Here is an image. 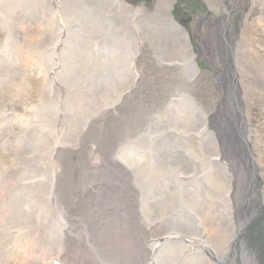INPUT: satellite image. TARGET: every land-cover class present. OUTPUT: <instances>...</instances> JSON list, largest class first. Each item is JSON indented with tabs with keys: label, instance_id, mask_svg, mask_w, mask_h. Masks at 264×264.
<instances>
[{
	"label": "rangeland",
	"instance_id": "374dc122",
	"mask_svg": "<svg viewBox=\"0 0 264 264\" xmlns=\"http://www.w3.org/2000/svg\"><path fill=\"white\" fill-rule=\"evenodd\" d=\"M197 1L200 4L194 0H177L173 4L178 17L190 20L187 28L192 35L195 20L190 18L206 17L212 11L209 0ZM215 1L218 5L226 2ZM169 5V0H0V256L3 262L17 260L16 249L26 242L27 234L32 236L37 232V225L28 220L25 206L32 209L31 205L39 206L48 197L46 192L36 193L31 186L23 185L49 181L55 187L57 178L66 181L71 176L66 154H72L77 165L74 171L77 181L84 166L91 169L95 165L93 160H86L82 167L79 161L84 152L78 141L91 143L87 132L90 129L114 135L106 148H117V152L128 146L134 154L141 152L147 162L154 160L157 164L151 163V171L164 166L165 176L160 178L159 188H163L164 179L175 187V195L165 199L171 218L177 208L175 225L167 228L180 229L179 232L190 229L199 238H208L220 259L227 258L228 251L221 252L222 243L235 229L234 196L246 173L238 172V165L235 173L236 159L232 160V153L226 157L221 152L222 141L215 127L210 125L208 134L200 135L197 122L203 115L193 109L206 100L207 112L211 115L215 111L210 96L212 82L207 74L202 80H195L196 69L176 71L169 65V59L187 47L184 38L183 42L180 40L181 32L170 20ZM246 11L250 12L251 43L261 54L259 58L253 50L249 57L239 56L245 66V93L253 101L247 106L242 102L241 106L243 112L247 111L251 130L249 148L264 190V0H251ZM242 18L240 13L234 17L236 35L242 32ZM157 28L175 31L178 37L171 43L172 52H168L169 42L161 32L153 33ZM94 38L98 43L89 49L93 61L86 63L84 57H79L77 66L81 67L70 69L71 52L86 50ZM192 44L200 68L212 73L211 79L216 80L215 88L219 91L221 72L200 52L196 40ZM122 50V54L114 53ZM105 57L112 63L104 62ZM34 77L38 80L28 85ZM173 105L190 111L188 120L181 126L171 122L169 111ZM165 130L188 139L184 138L185 144L178 148L171 133L162 136L153 132ZM130 139L136 140L127 144ZM96 157L101 158V153L94 155V161ZM54 160L58 162L56 166ZM57 167L63 170L55 176ZM116 186L121 193L115 190L110 193L112 197L128 193L119 183ZM92 203L102 205L95 200ZM92 209L91 206L74 208L66 202L62 209L64 224L78 230V225H82L98 231L85 215ZM179 214H186L194 222L193 227L180 224ZM236 242L225 264H241V261L264 264V206L238 231ZM93 246L94 240L87 247L96 257ZM179 249L184 251L183 246ZM138 250L139 258L143 257L145 252ZM202 258L194 256L190 264H203ZM57 264H63V258Z\"/></svg>",
	"mask_w": 264,
	"mask_h": 264
},
{
	"label": "bare ground",
	"instance_id": "6f19581e",
	"mask_svg": "<svg viewBox=\"0 0 264 264\" xmlns=\"http://www.w3.org/2000/svg\"><path fill=\"white\" fill-rule=\"evenodd\" d=\"M210 1L214 15L210 18H197L198 33L196 37L200 52L215 69L223 74L225 79L224 86L220 91H217L215 84H213L216 83V80L211 79L212 76H208L212 82L210 93L212 104L215 106L216 96H218L220 103L217 113L219 112L220 117L225 116V119H222V127H217L215 123L214 129L221 138L220 149L223 155L227 157L232 153V160L236 159V163L233 161L235 173H237V165L240 169L238 172L243 171L246 173L241 186L235 191L233 202L235 208L233 213H235L236 218L235 229L233 228V233L222 243L221 252H223L228 251L234 243L237 230L249 222L257 214V210L263 207L264 195L262 197L261 194H264V190L259 185L260 174L257 162L248 152L245 143L248 142L245 125L246 121L249 123V119L244 117L243 120L245 121L241 123V116L243 115L241 103L243 102L247 106L249 102H253L243 92V89H247L244 77L245 66L238 58L240 55L249 57L253 50L256 51L255 46L251 43L253 32L249 24L250 12L246 11V8L251 4V0H229L231 2L228 6L225 4L218 5L215 0ZM238 13L243 16L240 22L242 28L240 35H236L233 30V18ZM171 21L173 22V20ZM157 30L169 42L168 52H172L171 43L176 41L175 38L178 37L174 34L175 31L165 28H157L152 31L155 33ZM181 34L182 36L178 33L180 40L183 42L184 38L188 48L184 47V50L177 53L176 57L169 59L168 63L175 67L176 71L196 69L195 80L198 78L202 80L206 73L197 67H193L196 64L197 53L190 43V37L183 32ZM91 43L86 50L74 49L75 52H71L69 56L70 69H76L79 57H84L83 62L86 63L93 61L94 56L89 49L96 46L98 39H92ZM245 43H247V46H245ZM235 47L239 51L237 54H234ZM114 53L122 54L124 51ZM256 53L258 54L257 51ZM103 61L112 63V60L108 57L103 58ZM232 64L239 79L237 85L240 95L234 91L235 87L233 88L231 85L230 67ZM77 67L81 66L78 65ZM165 68L169 69L168 67ZM82 72L78 74L81 75ZM33 80L38 79L36 77L32 78L28 81V85ZM262 83L264 84V79ZM242 93L243 96L240 97ZM206 109V100L201 101L193 109L203 115V118L197 122L200 135H207L209 130L212 129L211 126H213V124H210V114ZM188 111L177 105L171 106L169 111L172 115L171 122L181 126L189 118L190 111ZM211 116L215 117L214 112L211 113ZM191 123H193V120ZM87 132L91 143L78 141L84 152L79 161L82 167L86 160H93L95 165L91 169L84 166L77 181L74 178L77 165L72 161V154H66L68 168L71 171V176L66 181L57 178V186L55 187L49 181H43L41 184L34 181L31 184L23 185L25 188L31 186L32 191L36 193L46 192L48 197L39 206L31 205L32 209L25 206L28 220L31 219V223L37 225V232H34L32 236L27 234L26 242L16 249L18 257L15 259L17 260L8 264H51L59 258H63L64 264H190L194 256L199 255L203 256V264H218L219 260L218 262L216 260L219 252L217 248L208 242V238H199L198 235L190 233L192 232L190 229L179 232L180 229L167 228L175 225L174 218L177 214V208L172 211L174 217L171 218L170 211L165 207V202L175 195L174 186L164 179L162 182L163 188H159L160 178L163 179L165 176V167L157 166L156 170L151 171V163H157L154 160L147 162L141 152L134 154L128 150V146L121 147L117 152H115L117 148H106V144L114 135L96 132L92 129ZM153 132H157L162 136L172 133L168 130ZM184 138L187 137L184 136ZM135 140L130 139L127 144ZM175 142L181 143L182 141L177 139ZM65 149L67 148L65 147ZM97 152L101 153V158L96 157V161H94V155ZM238 159H241L239 163ZM57 164L58 162L54 160L53 166ZM136 167L144 176L138 172ZM62 170L63 167L55 168V176L57 172L61 173ZM116 183H119V186L126 193L128 192L125 196H116V198L111 196L110 193L115 192V190L121 193ZM146 184L149 186L148 188ZM166 198L167 200H165ZM93 200L102 205L94 206ZM66 202H70L74 208L75 206H82L85 209L87 206L93 207L92 211L88 210L85 215L88 217L89 224L99 230L93 231L82 225H78V230L70 224L69 227L64 224L62 209ZM13 215H16V213H13ZM138 218L140 219L139 223H137ZM178 222L180 224L184 222L183 224L190 228L193 227L194 223L186 214H179ZM211 223L218 225L215 220H211ZM212 233L215 234L214 229ZM92 240L95 243L92 249L97 253L96 257L90 254L87 247ZM181 246H183L184 251L177 250ZM138 249H141V253L145 252V255L143 257L141 255V258H139ZM191 249H196V253L198 250V255H195L196 253L192 254ZM0 264H7L6 261L3 262L1 256Z\"/></svg>",
	"mask_w": 264,
	"mask_h": 264
}]
</instances>
